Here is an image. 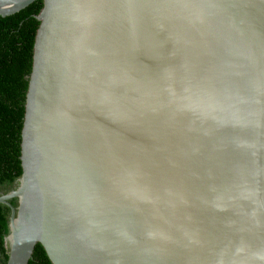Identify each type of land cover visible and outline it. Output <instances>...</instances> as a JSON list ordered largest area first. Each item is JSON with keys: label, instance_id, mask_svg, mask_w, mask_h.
<instances>
[{"label": "water", "instance_id": "obj_1", "mask_svg": "<svg viewBox=\"0 0 264 264\" xmlns=\"http://www.w3.org/2000/svg\"><path fill=\"white\" fill-rule=\"evenodd\" d=\"M42 1L7 264H264V0Z\"/></svg>", "mask_w": 264, "mask_h": 264}, {"label": "trees", "instance_id": "obj_2", "mask_svg": "<svg viewBox=\"0 0 264 264\" xmlns=\"http://www.w3.org/2000/svg\"><path fill=\"white\" fill-rule=\"evenodd\" d=\"M43 7L37 0L19 12L0 16V196L8 193L21 176L22 130L34 45ZM16 206V199L10 200ZM11 207L0 203V264L9 259L5 237L9 232ZM29 264H53L38 243Z\"/></svg>", "mask_w": 264, "mask_h": 264}]
</instances>
